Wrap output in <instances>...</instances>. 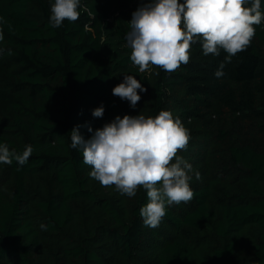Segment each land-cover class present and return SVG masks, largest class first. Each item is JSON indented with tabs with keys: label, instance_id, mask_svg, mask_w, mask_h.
<instances>
[{
	"label": "trees",
	"instance_id": "trees-1",
	"mask_svg": "<svg viewBox=\"0 0 264 264\" xmlns=\"http://www.w3.org/2000/svg\"><path fill=\"white\" fill-rule=\"evenodd\" d=\"M142 2L80 0V18L57 28L54 0H0V143L33 147L22 166L0 163V264H264V21L219 78L226 53L205 56L199 43L175 72L140 73L125 35ZM126 74L147 89L135 108L112 94ZM161 110L190 132L177 155L192 165L194 197L150 228L139 214L145 190L129 198L91 178L70 132L80 126L87 140L85 125Z\"/></svg>",
	"mask_w": 264,
	"mask_h": 264
},
{
	"label": "clouds",
	"instance_id": "clouds-1",
	"mask_svg": "<svg viewBox=\"0 0 264 264\" xmlns=\"http://www.w3.org/2000/svg\"><path fill=\"white\" fill-rule=\"evenodd\" d=\"M79 8L80 0H54L50 25L58 28L66 20L77 21ZM262 21L261 0H144L128 22L126 47L131 49L130 60L140 73L151 66L175 72L190 62L191 48L196 43L205 56H219L223 50L225 59L214 73L219 78L225 64L250 46L255 26ZM146 91L140 80L126 74L112 94L135 108L141 100L139 92ZM104 111L100 106L92 115L102 118ZM85 127L93 133L91 138L85 140L80 126L74 127L70 147L82 152L83 162L91 167L90 177L102 186H114L120 195L129 198L135 197L138 189L145 190L147 203L139 214L146 227H158L168 206L193 199L189 183L192 165L177 155L187 148L190 132L170 111L161 110L154 117L116 116L95 131L90 125ZM32 152L31 145L17 153L0 143V163L11 165L15 160L22 166ZM196 178H200L198 172Z\"/></svg>",
	"mask_w": 264,
	"mask_h": 264
},
{
	"label": "rangeland",
	"instance_id": "rangeland-1",
	"mask_svg": "<svg viewBox=\"0 0 264 264\" xmlns=\"http://www.w3.org/2000/svg\"><path fill=\"white\" fill-rule=\"evenodd\" d=\"M250 132L252 133V136H255V132L253 130L250 129ZM233 139H235L234 135H231L229 140L227 139L223 141V143L219 145L220 147H217L216 150H214L212 154V165H214V169L219 168L225 164V148L233 143ZM250 142L258 148L262 146L261 141L257 137L251 139Z\"/></svg>",
	"mask_w": 264,
	"mask_h": 264
}]
</instances>
